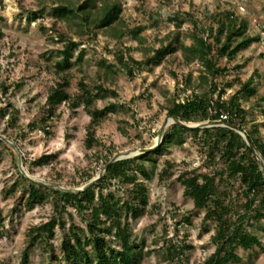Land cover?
<instances>
[{
    "label": "rangeland",
    "instance_id": "obj_1",
    "mask_svg": "<svg viewBox=\"0 0 264 264\" xmlns=\"http://www.w3.org/2000/svg\"><path fill=\"white\" fill-rule=\"evenodd\" d=\"M68 1V0H66ZM83 4L85 0H73ZM122 7L121 17L129 30H136V36L116 39L112 32L97 30L94 36H85L81 49L87 55L83 65L75 66L67 72L70 80L68 89L71 96L79 92V83L84 79L94 86L104 84L116 91L117 98L108 97L107 103H116V113L109 117L97 129L96 137L102 141V153L111 151L113 156L124 155L138 149L151 148L158 144V134L167 121L166 106L174 96H190L198 87L201 66L197 62L187 63L181 53L166 57L159 64H153L137 72L133 78L121 68L117 54L122 52L127 60L132 56L137 61H145L153 55L152 50L167 46L178 40L177 45L193 44L194 26L187 20L181 28H176L172 19L176 14L193 16L199 25L217 27L219 15L232 13L249 25L248 36L258 41L243 51L237 59H221L219 66L229 71L225 76L217 77L215 82L224 89V98L235 95L240 89L239 81L247 82L253 78L258 84L256 96L241 101L244 109L250 112L248 129L253 124L264 123L261 98L264 96V0H116ZM98 5V4H97ZM42 11L43 18L29 22L30 13ZM52 0H0V29L4 36L0 38V109L17 111L16 127H10L7 118L0 116V136L10 140L28 163L43 156H50V163L43 167H34L30 173L36 180L62 188L77 189L84 186L88 175L98 177L103 170L102 161H97L93 151H87L85 140L90 117L83 107L71 110L62 105L58 117L50 123L51 136L41 128L30 130V126L39 122L43 116V107L51 87L61 81L55 74V65L60 61L63 44L51 32L55 17ZM57 28L79 39L59 22ZM209 41L212 37L207 35ZM101 62L114 66V74H105L99 67ZM191 78L190 89L186 92V80ZM10 87L7 96H3L2 85ZM217 97V95L215 96ZM106 102L98 100L96 107L103 109ZM262 105V106H261ZM11 107V108H10ZM172 126V125H171ZM169 126L168 129L171 127ZM121 129L126 131L124 134ZM167 129V130H168ZM7 131L3 135V131ZM264 135V129L261 128ZM19 134H24L20 137ZM182 143L173 142L169 150L159 159L162 170L166 161L174 163L173 177L159 181L156 177L148 183L150 188L147 214L132 224L134 238L144 243L145 251L154 248L159 240L162 248L166 241L186 242L193 250L189 252V261L184 264H202L214 252L212 243L214 225L206 231L202 224L204 212L195 210L192 200L184 196V187L179 177L182 173L206 172V156L201 150L198 139L192 134L182 137ZM10 147V146H9ZM18 154L11 148L0 149V211L5 224L3 237L0 238V264H23L28 247V232L32 227L51 221L56 212L52 202L41 205L28 204L27 194L21 188L14 195L6 196L16 181ZM93 178V179H94ZM92 179V180H93ZM83 184V185H82ZM108 191L106 190L105 193ZM117 196L122 191L117 186L109 189ZM75 215V222L81 224ZM65 220L69 225L68 215ZM190 218V223L184 221ZM249 230L257 234L262 247L251 251L238 249L243 264H264V223H253ZM62 231L56 228V237L52 240L55 247L60 246ZM48 254L41 246H35L29 253L30 264H46ZM144 264L160 263L154 254L145 259Z\"/></svg>",
    "mask_w": 264,
    "mask_h": 264
},
{
    "label": "trees",
    "instance_id": "obj_2",
    "mask_svg": "<svg viewBox=\"0 0 264 264\" xmlns=\"http://www.w3.org/2000/svg\"><path fill=\"white\" fill-rule=\"evenodd\" d=\"M98 4V5H97ZM55 23L50 30L63 44L60 51L61 59L55 65V74L61 81L49 90L43 107V116L39 122L30 126V130L41 128L51 136L50 123L58 117L57 111L62 105L71 110L84 108L90 117L87 127L85 148L93 151L97 161L104 167L113 156L111 151L102 153L103 143L96 137L97 129L109 117L116 113L118 105L107 103L108 97L117 98L118 94L104 84L91 86L84 79L79 83V92L71 96L68 89L70 80L67 72L76 65L82 66L87 55L81 49L74 60V54L85 45V36H95L97 30L112 32L116 39L129 35L136 36V30H129L121 17L122 7L116 0H85L83 4L73 0H52ZM43 10L30 13L29 22L43 18ZM3 19L0 18V21ZM190 20L194 26L193 44L186 46L178 40L171 41L167 46L152 50L153 55L145 61H137L132 56L126 60L117 54L121 68L133 78L143 68L159 64L168 56L181 53L187 63L197 62L201 66L198 87L190 96L181 98L174 96L166 106L168 117H173L186 124L204 122L228 123L243 131L256 151L264 160V135L262 126L253 124L248 129L249 111L243 108L241 101L258 94V84L251 78L247 82L239 81L240 89L235 95L224 98L226 92L215 82L217 77L225 76L227 68L219 66L221 59L233 61L258 39L248 36L247 21L240 20L232 13L219 15L215 21L217 27L199 25L190 14H176L172 19L176 28H181ZM62 22L79 40L76 41L68 33L61 32L57 25ZM212 37L209 41L207 35ZM4 33L0 29V38ZM99 67L105 74H114V66L101 62ZM191 78L186 80L184 92L190 89ZM3 96H7L10 87L2 85ZM217 95V97H215ZM106 102L103 109L96 107V102ZM1 103V99H0ZM264 115V96L261 98ZM11 108V107H10ZM17 111L0 109V116L7 118L9 126L15 128L18 122ZM226 116V120L222 117ZM121 131L126 134L124 129ZM7 131H3L6 135ZM192 134L198 139L202 152L206 156L208 171H191L182 173L179 180L184 187V196L194 203L195 210L204 212L202 224L206 231L214 225L212 243L215 252L202 264H243L237 253L238 249L251 251L261 248L260 237L252 233L249 227L253 223H264V174L261 165L244 138L229 128L213 127L190 129L173 124L165 133L160 147L148 154L133 159L122 160L108 167L105 175L92 188L80 193L63 192L51 187L39 185L25 178L19 171L18 181L14 183L6 196L14 195L19 188L27 194L26 202L41 205L52 202L55 216L50 222L32 227L28 232V247L25 251L23 264H30L29 253L35 246L44 248L48 254L46 264H144L152 254L160 263L184 264L189 261V252L193 250L186 242L174 243L172 240L160 248V241H154V248L145 251L144 243L134 238L133 222L144 217L150 205L148 183L156 177L159 181L173 177L174 163L166 161L162 170L159 159L165 155L173 142L181 144L182 137ZM24 137V134H19ZM11 150L0 140V149ZM50 163V156L24 165L31 173L34 167H43ZM94 177L88 175L83 184L89 183ZM82 184V185H83ZM117 186L121 196L109 192ZM108 191L105 193V191ZM72 208L80 217L81 224L75 222ZM68 215L70 224H67ZM0 211V238L3 237L5 224ZM190 223V218H185ZM63 233L62 242L58 247L52 243L56 237V228Z\"/></svg>",
    "mask_w": 264,
    "mask_h": 264
},
{
    "label": "water",
    "instance_id": "obj_3",
    "mask_svg": "<svg viewBox=\"0 0 264 264\" xmlns=\"http://www.w3.org/2000/svg\"><path fill=\"white\" fill-rule=\"evenodd\" d=\"M173 124H178L182 127L185 128H190V129H205V128H213V127H225V128H229L231 130H234L235 132H237L238 134H240L244 140L246 141V143L248 144V146L250 147V149L252 150V152L254 153L256 159L259 161L260 165H261V170L264 174V160L262 159V157L260 156V154L256 151L255 147L252 145V143L250 142L249 138L247 137V135L241 131L239 128H236L235 126L228 124V123H223V122H204V123H199V124H186L184 122H181L173 117H168L167 121L163 124V126L161 127L159 134H158V144L151 147V148H147V149H138L134 152H130V153H126L124 155H119V156H115L113 157L103 168L102 172L100 173V175L96 178H94L93 180H91L89 183L85 184L83 187L81 188H77V189H68V188H62L56 185H50L47 183H43L41 181L36 180L35 178H33L25 169L24 165H23V160H22V156L19 152V149L8 139H6L3 136H0V140L3 141L4 143H6L8 146H10L11 148H13L17 154H18V168L19 171L21 172V174L27 178L28 180H30L31 182L37 183L39 185H43V186H47V187H51L63 192H68V193H80V192H84L90 188H92L93 186H95L98 181L105 175L106 170L108 169V167L116 162L122 161V160H127V159H133L135 157H138L140 155H144V154H148L151 153L155 150H157L160 145L162 144L163 140H164V135L168 129L169 126L173 125Z\"/></svg>",
    "mask_w": 264,
    "mask_h": 264
},
{
    "label": "built area",
    "instance_id": "obj_4",
    "mask_svg": "<svg viewBox=\"0 0 264 264\" xmlns=\"http://www.w3.org/2000/svg\"><path fill=\"white\" fill-rule=\"evenodd\" d=\"M222 118H223L224 120H226L227 117H226V116H223Z\"/></svg>",
    "mask_w": 264,
    "mask_h": 264
}]
</instances>
